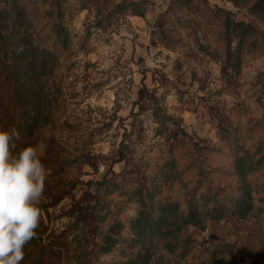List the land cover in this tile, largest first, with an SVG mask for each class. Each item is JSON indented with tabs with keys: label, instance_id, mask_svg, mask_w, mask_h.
<instances>
[{
	"label": "rangeland",
	"instance_id": "374dc122",
	"mask_svg": "<svg viewBox=\"0 0 264 264\" xmlns=\"http://www.w3.org/2000/svg\"><path fill=\"white\" fill-rule=\"evenodd\" d=\"M147 1L142 15L104 23L94 0L19 2L35 41L58 55L61 97L54 123L23 143L37 146L48 177L37 236L20 264H35L29 250L37 264H121L137 249L136 190L154 184L156 201L182 208L191 200L203 208L213 192L230 202L240 184L236 156L264 153V38L248 39L237 72L227 43L233 49L239 39L226 36L219 7L261 30L264 18L243 0ZM58 4L67 48L52 30ZM248 178L256 206L246 218L188 225L177 251L159 246L151 264H264V167ZM109 231L116 242L105 253Z\"/></svg>",
	"mask_w": 264,
	"mask_h": 264
},
{
	"label": "trees",
	"instance_id": "16d2710c",
	"mask_svg": "<svg viewBox=\"0 0 264 264\" xmlns=\"http://www.w3.org/2000/svg\"><path fill=\"white\" fill-rule=\"evenodd\" d=\"M98 9V23L111 21L114 15L130 11L142 15L147 0H120L106 3L94 0ZM238 4L236 0H233ZM251 2V15L264 18V0H243ZM20 0H0V127H16L21 131L24 142L34 140L40 131L54 123V116L61 104L60 87L54 81L58 64L57 53L33 38L30 23ZM187 0H172L171 5L183 6ZM99 5V6H97ZM51 11L52 30L57 41L65 48L70 44V31L63 23V11L58 4ZM224 13L223 25L226 36L233 34L239 39L235 48L227 43L228 60L237 72L241 67V54L248 41L256 45L258 37L264 38L261 30L252 20H237L231 10L219 7ZM228 39H230L228 37ZM264 167V153L258 148L251 152L242 151L236 156L235 173L240 180L237 194L230 202L217 192L205 196L203 208L191 200L186 208L178 201H156L157 186L152 184L136 190L140 208L131 223L134 234L131 247H136L132 256L121 264H151L159 246L173 253L179 248L180 234L188 225L204 227L208 220H221L228 215L246 218L256 206L254 188L248 176ZM264 185V184H263ZM264 200V197L261 198ZM212 203L211 206L208 204ZM208 219V220H207ZM115 233L105 234L103 252L111 251L115 244ZM48 252L47 249L43 250ZM27 253V252H26ZM33 263L40 262L41 256L35 250L27 253Z\"/></svg>",
	"mask_w": 264,
	"mask_h": 264
},
{
	"label": "clouds",
	"instance_id": "9594fccd",
	"mask_svg": "<svg viewBox=\"0 0 264 264\" xmlns=\"http://www.w3.org/2000/svg\"><path fill=\"white\" fill-rule=\"evenodd\" d=\"M48 169L16 127H0V264H20L37 236Z\"/></svg>",
	"mask_w": 264,
	"mask_h": 264
}]
</instances>
